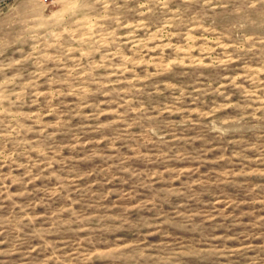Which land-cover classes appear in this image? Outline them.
Instances as JSON below:
<instances>
[{"label": "rangeland", "instance_id": "374dc122", "mask_svg": "<svg viewBox=\"0 0 264 264\" xmlns=\"http://www.w3.org/2000/svg\"><path fill=\"white\" fill-rule=\"evenodd\" d=\"M0 264H264V0H0Z\"/></svg>", "mask_w": 264, "mask_h": 264}]
</instances>
